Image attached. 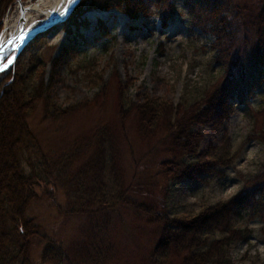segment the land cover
I'll list each match as a JSON object with an SVG mask.
<instances>
[{
	"label": "rangeland",
	"instance_id": "obj_1",
	"mask_svg": "<svg viewBox=\"0 0 264 264\" xmlns=\"http://www.w3.org/2000/svg\"><path fill=\"white\" fill-rule=\"evenodd\" d=\"M21 1L26 7L37 0ZM89 1L92 10L78 20L86 24L79 31L73 28L69 35L64 27L75 7L64 24L37 38L15 62L16 74L24 77L34 69L29 82H57L49 105L59 110L73 108L65 118L55 120L47 116L45 101L36 105L29 123L47 162L41 155L35 158L37 171L45 181L43 170L48 166L57 177L64 160L72 157L62 177L69 182L93 155L94 146H85L87 137L97 127L108 125L121 139L119 166L122 185L131 190L127 196L152 213L129 205L99 211L100 207L90 201L94 192L80 198L65 185L42 183L27 217L43 236L61 247L65 258L45 263L47 243L35 239L31 260L34 264H184L186 254L167 260L155 255L164 226L155 219L190 221L205 208L236 197L246 186L259 180L264 183V85L246 105L233 103L229 117L220 124L209 119L196 123L193 116L204 108L203 100L227 79L222 64L227 47L218 43L209 19L198 8L190 7L189 0H144L147 14L141 12L138 19L110 8L109 0ZM220 1V15L233 30L230 39L234 46L227 54H237L247 41L254 42L264 0ZM17 7L20 5L15 0L4 19L0 39ZM8 72L0 74V82H5L2 80ZM124 92L132 101L121 105ZM144 97L174 107L185 104L189 114L182 118L181 126L188 124L190 132L200 135L197 155L190 162L199 157L211 162L209 173L179 184L159 175L162 161L170 157L165 152L170 140L164 124L153 135L139 136L140 115L132 105H139ZM122 109L130 110L126 118L121 116ZM25 168L29 173L27 164ZM260 174L262 178H258ZM86 186L90 192L89 180ZM235 227L248 230V240H237L225 249L231 264H264V218L237 217ZM224 236L208 232V245Z\"/></svg>",
	"mask_w": 264,
	"mask_h": 264
},
{
	"label": "trees",
	"instance_id": "obj_2",
	"mask_svg": "<svg viewBox=\"0 0 264 264\" xmlns=\"http://www.w3.org/2000/svg\"><path fill=\"white\" fill-rule=\"evenodd\" d=\"M14 2L15 0H0V35L4 19ZM108 2L110 8L132 19H138L141 12L147 14L143 5L144 0H109ZM89 3V0H80L74 14L64 24L69 35L72 34L73 28L79 31L86 25L85 22H78V20L92 10V4ZM188 3L193 9L198 8L201 14L209 19L207 23L211 25L218 43L226 45L227 53L232 51L234 43L230 38L233 30L231 23L220 15L223 10L222 2L220 0H189ZM168 21L169 19L164 21V26L168 24ZM249 45L254 48L249 50ZM74 47L75 45H72L71 48L74 49ZM236 52L237 54L226 53L223 56L222 64L227 79L222 85L210 91L203 100L204 108L201 106L202 109L193 116L196 123H203L209 119L220 124L229 117L232 112H229V108L233 109V103L246 105L263 87L264 13L256 20L254 42L250 44L247 41L246 46L239 48ZM230 56L232 58L228 64L227 60ZM16 65L15 63L5 74L2 80L5 82H0V264H34L31 260V250L35 239L47 243L43 252L45 263L59 262L65 258L64 251L52 240L43 236L38 225L27 217L28 209L39 197L37 190L42 183L53 186L65 185L80 198L89 193L92 195L94 192L90 201L100 207L99 211L112 209L117 205H129L146 214L152 211L147 208L144 211L142 206L132 202L127 196L131 190L125 189L122 185L119 166L121 139L108 125L97 127L93 134L87 137L85 146H94L93 155L69 182L62 177L66 174L67 167L71 165L72 157L64 160L57 177L50 173L48 166H45L43 173L46 182L42 180L40 172L37 171L35 158L41 155L44 162L46 164L47 162L39 140L30 126L29 118L40 101L46 102L47 116L55 120L65 118L73 108L59 110L55 105H49L52 88L57 82L53 79L47 84L46 82H29L31 77L29 75L34 69H29L28 76L24 77L19 72L16 74ZM121 98V105H124L126 100H131L125 92L121 94ZM184 105L181 103L174 107L166 101L159 102L149 97H144L139 105L135 103L132 105L136 107L140 115L138 124L140 137L146 138L153 135L154 131L164 124L168 133L166 137L170 140L165 152L170 157L162 161V170L159 175L173 184L194 180L196 177L209 173L213 166L211 162L203 161L200 157L196 162H190V159L197 155L195 147L197 148L200 143V135L190 132L188 124L181 126L182 118L189 114ZM129 112V109H122L121 116L126 118ZM122 136H125L123 132ZM76 152L79 153V150ZM217 161L215 160L214 164ZM220 163L225 164V162ZM25 164L30 168L29 173L26 171ZM263 175L260 174L258 178H262ZM88 180L92 185L90 192L86 186ZM110 183H112L111 187ZM68 193L71 194L70 191ZM237 217L264 218V183L260 180L254 185L246 186L236 197L205 208L190 221L157 216L155 222H162L164 226L161 240L155 248V255H161L167 260L178 254H186L184 264H231L225 249L237 240H248V230L241 231L235 227ZM150 221L153 222V220ZM208 232L225 236L215 239L213 241L216 242L215 244L208 245ZM222 245H224V251L221 250ZM201 248L206 250L202 251Z\"/></svg>",
	"mask_w": 264,
	"mask_h": 264
},
{
	"label": "bare ground",
	"instance_id": "obj_3",
	"mask_svg": "<svg viewBox=\"0 0 264 264\" xmlns=\"http://www.w3.org/2000/svg\"><path fill=\"white\" fill-rule=\"evenodd\" d=\"M74 0H37L26 6L24 19L21 18L20 7H17L12 17L7 21L3 33V41H14L20 34L27 31L30 26L36 27L45 20L61 18ZM43 19V20H42Z\"/></svg>",
	"mask_w": 264,
	"mask_h": 264
},
{
	"label": "water",
	"instance_id": "obj_4",
	"mask_svg": "<svg viewBox=\"0 0 264 264\" xmlns=\"http://www.w3.org/2000/svg\"><path fill=\"white\" fill-rule=\"evenodd\" d=\"M20 5V14L21 18L24 19L26 14V7L23 6V3L21 0H17ZM80 0H74L70 7L68 8L67 12L58 19H51L48 21L42 22L40 25L33 27L30 26L29 29L22 34H20L12 44H9V42H2V39H0V46L3 47V53H4V60L0 61V65L3 63H6L8 59H10L12 56H15V60L13 61V64L17 61V59L21 56V54L25 51V49L33 43L37 38H39L41 35L46 34L49 30H52L55 27H60L62 24L66 22V20L71 16L73 13L76 5L78 4ZM23 35L24 40L21 42L18 38ZM10 65L4 72H7L10 70V68L13 66ZM2 72V73H4ZM0 73V74H2Z\"/></svg>",
	"mask_w": 264,
	"mask_h": 264
},
{
	"label": "snow or ice",
	"instance_id": "obj_5",
	"mask_svg": "<svg viewBox=\"0 0 264 264\" xmlns=\"http://www.w3.org/2000/svg\"><path fill=\"white\" fill-rule=\"evenodd\" d=\"M18 39L22 42L24 40V36L21 35ZM12 43L13 41H9V44H12ZM3 60H4L3 47L0 46V61H3ZM14 60H15V56H12L10 59L7 60L6 63H3L2 65H0V73L4 72L10 65H12Z\"/></svg>",
	"mask_w": 264,
	"mask_h": 264
}]
</instances>
